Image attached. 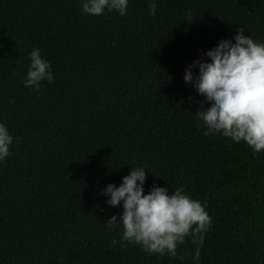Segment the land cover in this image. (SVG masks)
<instances>
[{"label":"trees","instance_id":"trees-1","mask_svg":"<svg viewBox=\"0 0 264 264\" xmlns=\"http://www.w3.org/2000/svg\"><path fill=\"white\" fill-rule=\"evenodd\" d=\"M150 2L129 0L122 17L0 0V122L14 137L0 162V264H194L190 238L176 257L148 254L106 224L122 208L101 190L138 165L145 194L183 185L206 206L198 264H264V152L203 135V97L183 80L236 28L264 42V0H155V16ZM34 47L54 76L39 95L22 84Z\"/></svg>","mask_w":264,"mask_h":264},{"label":"clouds","instance_id":"clouds-1","mask_svg":"<svg viewBox=\"0 0 264 264\" xmlns=\"http://www.w3.org/2000/svg\"><path fill=\"white\" fill-rule=\"evenodd\" d=\"M128 2L80 0V6L85 15L115 12L123 17ZM148 9L150 15H156L155 0ZM204 57L186 67L183 76L184 82L203 97L201 109L195 112L201 122L197 127L203 125L205 136L219 134L234 143H245L254 154L264 152V42L236 28L231 39H221ZM28 60L22 84L39 95L43 82L54 80L52 67L38 47L28 53ZM205 103L207 108H203ZM13 140L8 126L0 122V162L12 154ZM146 169V165L133 166L119 186L109 183L101 190L107 205L122 208L119 218L112 215L106 224L121 227L122 246L124 242L138 245L148 254L176 257L178 245L190 238L195 245L192 260L198 264L204 234L212 227L206 206L186 194L183 185L169 195L166 187L153 184L145 194Z\"/></svg>","mask_w":264,"mask_h":264}]
</instances>
